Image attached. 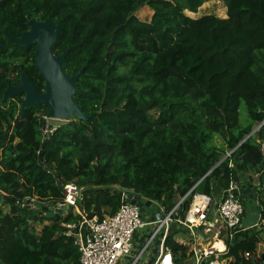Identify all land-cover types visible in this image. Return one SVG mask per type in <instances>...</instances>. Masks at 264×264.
Instances as JSON below:
<instances>
[{
  "label": "trees",
  "instance_id": "obj_1",
  "mask_svg": "<svg viewBox=\"0 0 264 264\" xmlns=\"http://www.w3.org/2000/svg\"><path fill=\"white\" fill-rule=\"evenodd\" d=\"M207 1L0 0V30L11 36L27 31L31 20L50 19L59 27L52 53L67 51L61 67L67 75L80 71L73 98L91 116L72 117L42 140L40 115L47 106H31L21 117L23 96L2 103L21 74L38 93L44 91L35 45L20 49L1 35L0 264H79L60 226L72 216L48 217L41 210L62 201L68 183L82 188L79 208L102 218L121 205L122 188L168 212L190 191L211 196L216 183L223 190L249 170L260 182L264 0H222L224 18L184 14ZM143 7L151 11L147 20L135 15ZM29 195L37 198L35 209L15 204ZM258 201L264 220V191ZM256 229L228 243L227 264H264V229ZM173 238L170 232L165 245L183 263L186 247Z\"/></svg>",
  "mask_w": 264,
  "mask_h": 264
},
{
  "label": "built area",
  "instance_id": "obj_2",
  "mask_svg": "<svg viewBox=\"0 0 264 264\" xmlns=\"http://www.w3.org/2000/svg\"><path fill=\"white\" fill-rule=\"evenodd\" d=\"M40 117L44 121L41 128V139L44 140L56 130L58 125L53 122L58 120L49 118L46 114ZM260 153L264 160V144L260 146ZM63 190L64 199L49 208L61 209L62 214L59 215L62 217L72 216V220H62L60 226L63 234L72 239L79 254V264H119L120 260L129 258V264H136L157 237L160 239L159 253L155 255L152 264H227L232 260L227 257L228 243L237 233L248 229L241 223L245 207L241 187L234 181L223 190L220 189L216 201L212 199V195L202 193L189 196L190 191L168 212L152 202L158 211H152L150 216L146 215L147 208L141 215L135 205L126 202L127 194L122 191V203L113 214L102 218L97 215L88 217L78 206L82 201V188L68 183L63 186ZM189 197L191 201L188 208L180 211ZM36 200V196L29 195L15 204L21 209L31 210L38 206ZM171 224L189 230L191 238L187 242L178 240V243L187 247V257L183 263H176L171 250L165 245ZM143 227L150 229V235L135 252V241L138 238L136 233ZM260 227L264 228V220H259L252 228ZM174 240L177 242V239ZM217 242L222 244V249L215 246ZM250 257L249 253L244 254V258Z\"/></svg>",
  "mask_w": 264,
  "mask_h": 264
},
{
  "label": "water",
  "instance_id": "obj_3",
  "mask_svg": "<svg viewBox=\"0 0 264 264\" xmlns=\"http://www.w3.org/2000/svg\"><path fill=\"white\" fill-rule=\"evenodd\" d=\"M28 25L29 29L24 31L19 37L11 36L5 30H0V45L1 35H5L20 49H27L35 45V69L44 79V91L42 93H38L35 86L28 81L26 75L21 74L20 84L17 86L9 85L4 91L2 103H6L8 98L12 96L21 95L23 96L19 107L21 117L25 114L26 109L31 106L45 105L48 107V112L46 115L49 118L60 121H68L72 117L80 120H89L91 116L85 115L79 109L73 98L75 82L80 76V71L73 75H67L64 73L61 67L63 60L67 55V51L55 56L51 50L60 34L59 27L56 26L55 23L50 19H45L43 21L31 20L29 21ZM258 128L259 126L253 129L250 134L243 138L241 142L245 141ZM223 160L224 158H222L216 165L220 164ZM209 172H211V170ZM260 182L264 191V176L261 177ZM247 190H250V193L253 195L254 207L246 211L241 223L245 228L249 229L260 220L262 208L258 201L259 188L249 184L247 186ZM122 191L127 194L126 202L131 205H135L141 215L145 213V208L152 206V201L140 197L139 195L135 194L134 191L127 188H122ZM219 192L220 185L219 183H216L212 191V199L214 201L218 200ZM190 201L191 197L185 200L183 206L180 208V211L186 210ZM68 209L70 210V208ZM41 210L45 211L48 217H51L53 213L62 214L61 209L43 207ZM38 211L39 210H36L34 212L37 213ZM153 211H158L157 206L153 208ZM29 214H31V212H29ZM256 230L258 232L261 231L260 228H257ZM177 231L188 232L189 230L187 228L180 229L179 226L171 224L170 232L175 234ZM160 235L162 234L160 233ZM153 246L154 248L152 251V258L147 264H152L155 259V255L159 253L160 239L158 237L154 239ZM262 259H264V254ZM253 263L256 264L255 262Z\"/></svg>",
  "mask_w": 264,
  "mask_h": 264
},
{
  "label": "rangeland",
  "instance_id": "obj_4",
  "mask_svg": "<svg viewBox=\"0 0 264 264\" xmlns=\"http://www.w3.org/2000/svg\"><path fill=\"white\" fill-rule=\"evenodd\" d=\"M184 14L186 16L192 18V19H197V18H200L204 15H214L216 17L224 18V17H226V7H225V4L222 0H209L205 3H203L200 6V8L197 10V12L191 13V12L185 11ZM135 15L141 20H147V19H149L150 15H151V11L149 8L143 7L139 11H137L135 13ZM65 122H67V121L58 120V121H54L53 123L56 125H60V124H63ZM239 123L243 126L247 125V123H248L246 109H245V105L243 102H241L240 108H239ZM213 142L215 145L220 146L221 139L219 138V136L215 135ZM244 203H245L246 207L252 206V202L250 200L244 199ZM154 207H155V204L146 209V215L147 216L151 215L150 213L153 211ZM136 235L138 236V238L135 241L136 242L135 252L138 251L140 246L148 239V237L150 235V229L148 227L140 228L137 230ZM139 237H140V239H139ZM173 237H174V239H177L178 237H180L184 240L185 239L188 240L191 238L190 235L188 234V232H183V231H178L177 233L173 234ZM261 237H262L263 241L261 242L259 247L263 248L264 247V232L261 234ZM186 240L184 242H187ZM152 251H153V244H151V246L142 255V257L140 258V260L136 264H147L148 261L152 258ZM130 261H131L130 258L129 259H122V260H120L119 264H129Z\"/></svg>",
  "mask_w": 264,
  "mask_h": 264
},
{
  "label": "crops",
  "instance_id": "obj_5",
  "mask_svg": "<svg viewBox=\"0 0 264 264\" xmlns=\"http://www.w3.org/2000/svg\"><path fill=\"white\" fill-rule=\"evenodd\" d=\"M257 178H258V174L249 170L247 172L241 173L239 175V181H238V184L241 187V192H240L241 193V197H243V199H245V200H250L252 202V206L253 207H254L253 195L250 193V190H247V186L249 184H252L253 186L259 188L258 196L262 197L263 186L261 185V183L258 181ZM252 206L251 207H246L245 206L244 216H245L246 211H248V210L253 208ZM260 229L263 230L264 228L260 227ZM178 240L180 242V240L185 241L186 239L184 240V239L178 237L177 238V242H178ZM186 250H187V247H186Z\"/></svg>",
  "mask_w": 264,
  "mask_h": 264
},
{
  "label": "bare ground",
  "instance_id": "obj_6",
  "mask_svg": "<svg viewBox=\"0 0 264 264\" xmlns=\"http://www.w3.org/2000/svg\"><path fill=\"white\" fill-rule=\"evenodd\" d=\"M215 246H216L217 248H219V249H222V244H221L220 242H217V243L215 244Z\"/></svg>",
  "mask_w": 264,
  "mask_h": 264
}]
</instances>
